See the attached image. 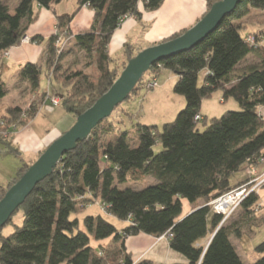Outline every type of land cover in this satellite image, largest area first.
I'll return each mask as SVG.
<instances>
[{
	"label": "trees",
	"instance_id": "1",
	"mask_svg": "<svg viewBox=\"0 0 264 264\" xmlns=\"http://www.w3.org/2000/svg\"><path fill=\"white\" fill-rule=\"evenodd\" d=\"M59 1L18 0L10 13L0 0V99L6 94L3 52L23 42L26 28L37 18V8L52 9ZM162 1L77 0L78 6L84 5L93 11L92 26L72 37L69 24L73 14L56 16V30L48 39L44 69L36 63H25L18 72V80L27 82L33 92H38L45 76L47 89L52 83L57 86L47 90L50 96L58 95L60 106L75 119L77 113L89 108L111 86L127 61L136 54L128 43L124 45L121 59L107 53L114 30L125 16L140 17L139 4L153 11ZM205 1L208 11L218 0ZM257 11L264 12V0H239L233 11L198 44L153 64L123 102L137 97L142 90L157 87L156 78L162 70L168 69L177 75L172 91L184 98L183 108L172 121L160 127L136 123L133 130H127L123 117L129 121L132 115L124 108L114 115L121 103L117 105L86 140L63 154L52 174L34 187L0 229V264H153L148 260L133 263L130 255L124 253L112 260L91 246L92 239L97 242L110 239L120 242L122 250L123 240L138 233L156 236L171 233L169 247L187 259L186 263L177 264H243L231 237H241L245 225L252 229L250 222L262 207L258 191L250 192L240 203L238 209L242 212L237 219L229 222L230 217L222 225H219L222 216L215 213L209 203L246 183L249 180L245 174L247 167L264 171L261 115L264 44H260L264 42V28L244 32L250 22L246 18ZM71 37L94 61L95 78L90 79L79 69L66 75L59 73L60 65L55 66V63L62 54L64 40ZM40 39L32 37L31 41ZM247 55L257 61L238 67ZM200 75L202 82L199 83ZM151 83L155 85L149 87ZM47 91L41 93L43 104L50 103L45 99ZM218 91L222 102L231 98L241 109L226 111L207 124L200 105ZM37 110L36 107L24 111L19 106H9L0 114V128L8 134L16 123L32 120ZM200 121H204L202 130L198 128ZM12 139L0 134V142L7 151L18 156ZM157 144L161 150L155 152L153 148ZM28 165L21 164L16 176L5 187H0V198ZM240 171L246 177L238 178ZM146 177L155 182L141 189L127 184L140 183ZM97 199L106 213L126 222L121 229L101 216H85L84 228L77 218H70L72 213ZM183 201L189 204L202 201L203 204L184 214ZM18 213L22 215L20 225L13 221ZM8 227L12 230L5 234ZM254 252L258 258L252 264H264V239L255 245Z\"/></svg>",
	"mask_w": 264,
	"mask_h": 264
},
{
	"label": "crops",
	"instance_id": "2",
	"mask_svg": "<svg viewBox=\"0 0 264 264\" xmlns=\"http://www.w3.org/2000/svg\"><path fill=\"white\" fill-rule=\"evenodd\" d=\"M68 1L69 3H67ZM68 1L60 0L52 6V9L37 8L36 20L32 22L25 31V36H27L29 40L27 42H20L18 45L7 49V54L3 52L2 59L6 94L0 99V101L7 96V93L10 90L13 91L16 96H19V91L16 89L19 81L17 75L25 63H36L44 69L49 49L48 39L56 30V16L73 14L72 20L69 24V32L72 34V37L88 30L92 26L94 20L93 11L84 5L81 7L78 6L77 0ZM17 3L18 0L15 1L12 8L10 6L8 7L10 13H13ZM206 8L207 6L205 0H163L161 5L153 11L146 10L142 4H139L138 12L140 13V17L137 18L135 16L128 15L122 21L111 36L106 48L107 53L115 59H121L124 45L127 43L131 44L135 48V53L148 46L161 43L173 35L181 33L192 27L204 15ZM32 37H40L41 39L40 41H31ZM72 37L70 40H73ZM260 44H264V42H260ZM254 61H257L256 58L251 55H247L245 59L239 63L238 67ZM8 73L11 74V79H8L7 82L6 75ZM203 74L204 73H202V75ZM159 76L156 78L158 86H160L158 94L162 93V89L166 82L167 84L169 83V85H172L177 79V75L172 71L167 74H163L164 77ZM43 79L46 81L45 76ZM22 83L26 86L29 85L25 81ZM41 83L42 80L39 85V95L43 91H46L47 88L46 82L42 87ZM28 94L31 95L29 92ZM166 96L168 97V94ZM183 103L184 101L182 102V105ZM3 112L4 109L0 110V114ZM53 112L54 109L51 113ZM39 113L40 111L36 113L34 118L29 121L28 124L26 123L24 126H21L12 139V145L18 149V156L24 161L30 162L34 160L40 152H42L61 134L55 126H48V123H43L39 120L37 118ZM63 117L67 118L65 115H63ZM2 152L7 153L8 151L4 144L0 142V153ZM0 178V183H4L5 177L2 172L0 173ZM11 180L12 178L6 182V185ZM259 191L260 189L258 192ZM261 201L262 200H260V202ZM202 204V201L189 204L187 210L183 212L184 214H187L190 211L199 208ZM261 205L264 207V202H262ZM260 210L262 218L261 223H264V209ZM125 224L126 222L121 224L118 229H121ZM236 239L238 240L241 238ZM102 242L103 243H98V249L95 251L97 253L104 252V255L107 258H112V260L119 258V256L124 253L130 255L133 263L140 260H148L153 264H177L187 262L184 255L173 251L169 247V240L165 235L156 236L138 233L136 235L127 236L123 240L122 250L120 242L111 241L110 239H105ZM233 245L238 253V247H236V244L234 243ZM239 257L241 256L239 255ZM113 263H116V260Z\"/></svg>",
	"mask_w": 264,
	"mask_h": 264
},
{
	"label": "rangeland",
	"instance_id": "3",
	"mask_svg": "<svg viewBox=\"0 0 264 264\" xmlns=\"http://www.w3.org/2000/svg\"><path fill=\"white\" fill-rule=\"evenodd\" d=\"M4 3L9 7H13L16 0H3ZM68 1V0H67ZM69 3V1L67 2ZM255 19H261L263 20L262 23H257ZM247 26L244 30V32H252L254 30L262 29L264 28V12L263 11H257L256 13H250L248 18H246ZM252 20V21H251ZM243 32V33H244ZM55 34V32L53 33ZM62 54L58 58V60L55 63V66L60 65L59 73L62 75L69 74L72 70L79 69L86 73L90 79L95 78L96 76V70H95V63L92 60L91 56L87 55L84 51H82L80 48L76 46L74 43V40H64V48L62 49ZM170 72L168 69H164L161 73V76L163 74H167ZM10 73L6 75V79L8 82V79L10 78ZM202 75L199 76V83L202 82ZM164 77V76H163ZM44 76H42V83L41 87L45 84L48 85L47 81H45ZM23 81H18V84L16 86V89L19 91L18 95L16 96L13 91H9L7 93V96L0 101V110L6 109L9 106H19L24 111L36 107L40 111L38 114V119L41 120L43 123H48V126H55L60 132L67 131L72 124L74 123L75 119L71 114H68L62 106H60V97L59 102L57 105H55L54 112L51 113L44 111L42 108L44 106L43 102L41 103V94L37 91L32 92L29 85H25L22 83ZM11 84V82H10ZM174 84V83H173ZM172 85H169V83L165 84V86L162 89V93L158 94V90L160 89V86H157L153 88L152 90H142L137 97H134L129 102H123L120 104L119 108L113 113L114 115L119 111V109L124 108L129 111V113L132 115L131 119L128 121L127 118L123 117L124 119V129L127 130H133V127H135L136 123L140 124H149V125H157L161 126L164 123L170 122L174 119L177 112L183 108L182 102L184 101V98L178 94H175L172 91ZM171 86V87H170ZM57 86L55 83H52L50 89H55ZM150 87V86H149ZM46 88L47 90H50ZM60 90V88H57ZM55 92V90H53ZM31 93L30 94H28ZM52 92V91H51ZM157 93V94H156ZM168 94V97L166 96ZM52 95V94H51ZM50 97L49 91L45 94V99H48ZM174 100H173V99ZM43 111H42V110ZM241 108L238 105L236 101L229 98L225 100L224 102L221 101V92H215L211 98L205 99L202 101L200 105V112L203 116L206 117V123L208 124L211 118H218L220 117L224 112L226 111H239ZM63 115H65L67 118H64ZM62 116V117H61ZM22 117H25V114L22 115ZM31 121V120H30ZM203 123L204 121H200L198 123V128L200 130L203 129ZM26 123H16L14 125V128L12 132L10 131L8 134L5 132L3 128H0V134H6L3 135V137H11L13 138L17 130L24 126ZM28 124V122H27ZM155 152H158L161 150V146L157 144L154 148ZM41 153V152H40ZM40 153L35 157V159L40 155ZM25 159V157H24ZM34 159V160H35ZM34 160H32L30 163L28 161H24L22 158H20L17 155H14L12 153H0V173L2 172L5 181L4 183H0V187H5L6 182L10 180L11 178H14L16 176V173L18 171V168L21 166V164H31ZM28 167V166H27ZM238 178H242L243 176L246 177V175L243 173V171H240L237 173ZM3 178V177H2ZM1 180V178H0ZM155 181L154 179L150 177H146L142 182L140 183H131L127 182V184L130 183V186L135 189H141L145 186H148L150 184H153ZM129 186V185H128ZM260 199L262 200L260 203L264 202V188H261L258 192ZM189 203L187 201H183V210L186 211L188 208ZM260 209H264V207H261ZM258 210V213L256 215V218L253 219L252 222H250V228L248 229V225H245L243 229V234L241 235V239H236L234 236L231 237V240L234 244H236V247H238V253L241 256V261L243 264H252L255 262V260L258 258L256 253L253 250V247L260 243L264 239V223L262 222L260 211ZM241 208L236 210L235 213L231 216L230 221L237 219L241 215ZM85 216H101L102 218L106 219L108 222L112 223L116 227H119L121 224H123L121 221L117 220L116 218L112 217L106 211H104L101 207V202L97 199L94 200V202L90 203L89 205H86L82 209L78 210L77 212H74L70 215V218H77L81 223L80 227H83L82 220ZM14 223L17 225H20L22 222V215L21 213H18L13 218ZM12 230L11 227H8L5 229V234L10 233ZM103 241V240H102ZM102 241L96 242L94 239L91 240V246L93 249H98V243H103Z\"/></svg>",
	"mask_w": 264,
	"mask_h": 264
},
{
	"label": "water",
	"instance_id": "4",
	"mask_svg": "<svg viewBox=\"0 0 264 264\" xmlns=\"http://www.w3.org/2000/svg\"><path fill=\"white\" fill-rule=\"evenodd\" d=\"M238 2L239 0L214 2L192 27L179 36L143 48L131 57L111 86L89 108L77 113L72 126L55 138L5 191L0 198V229L34 187L52 174L63 154L74 150L78 142L86 140L95 126L109 117L113 109L129 96L153 64L198 44L233 11Z\"/></svg>",
	"mask_w": 264,
	"mask_h": 264
},
{
	"label": "built area",
	"instance_id": "5",
	"mask_svg": "<svg viewBox=\"0 0 264 264\" xmlns=\"http://www.w3.org/2000/svg\"><path fill=\"white\" fill-rule=\"evenodd\" d=\"M127 16H125L126 18ZM28 37H24L23 41H28ZM7 54V52H5ZM155 83L149 84V86H154ZM59 97L56 95H52L48 98L50 101L49 104L45 103L43 106V110L50 112L53 110L55 105L58 104L59 102ZM261 115L264 120V108H261ZM199 116H196L195 119H198ZM14 128V127H13ZM6 135V134H3ZM245 174L248 176L249 180L222 194L221 196L217 197L213 201L209 203L211 205L212 210L220 214L222 216L221 223L219 225H222L226 220H228L238 209L240 206V203L244 200V198L252 191H258L260 189V186L264 184V172H261L258 168L256 167H247L245 169ZM172 236L171 233L167 234L166 237L170 238Z\"/></svg>",
	"mask_w": 264,
	"mask_h": 264
}]
</instances>
